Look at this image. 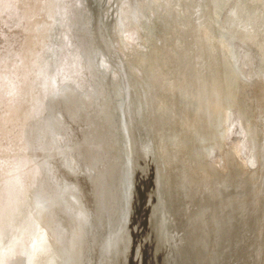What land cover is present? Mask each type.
I'll use <instances>...</instances> for the list:
<instances>
[{"label": "bare ground", "instance_id": "1", "mask_svg": "<svg viewBox=\"0 0 264 264\" xmlns=\"http://www.w3.org/2000/svg\"><path fill=\"white\" fill-rule=\"evenodd\" d=\"M137 1H141V0H137ZM143 1H141V2L143 3ZM179 1L181 2V0H179ZM194 1L195 0H188V1L185 0L186 4L189 5V7H190V4L196 3ZM255 1H257V0H255ZM149 2H147V4ZM198 2H199V6L196 5V7H195L196 12L194 13V17L191 19V17L193 15L191 17H189L191 15V13H190V15L188 16V18H190V20L189 19L186 20V21H189L188 23L186 22L187 23V25H185L186 27L184 28L181 26L180 30L176 31L177 38L181 39L180 40L181 43H180V47L178 49L179 50L178 54L176 56L173 55L170 58L171 60L169 59L168 61L163 62V60H162L163 58L160 59L159 58L160 56L156 57V55L154 53L156 51L155 48L152 51L150 50L148 57H145L143 60L141 59L142 54L138 55L137 58L133 59L132 56L134 55V53H131V51L129 49L127 50V48L123 49V51H125L126 53L129 54V59L132 61L131 63H133V65H132L133 68L129 67V69H132L131 70L132 76H129V87L130 88L128 87V89L130 91L134 92L133 93V100L135 102L134 105L136 106V108H135L136 114L139 118V124L137 126V132L141 133L143 143L147 142V148L146 149L150 154V155H148L149 156L148 159L151 160L152 166H153L154 170L156 171V173H154L155 177H156V180H154L156 191H158V188L160 187V178L158 177V172L156 169V166H158V164H157L158 162H156V160L158 161V159L160 158V155H162L160 162L165 164L166 158L168 157V159L170 160V167L172 168L171 172L167 173L166 178L164 177L165 187L167 186L165 180L168 182H170V181L174 182V180L176 179V176L178 174L180 175L181 170L188 168L187 165L193 166L194 170L198 169L197 171H199V169H202L201 166L198 167L197 164L200 165V162H197V161H201V159L203 161V160H206V158L202 157L203 156L202 152H199L198 148L201 147L202 144L203 145L206 144L205 141L213 140L214 137L217 138V136L219 134L217 131L218 130L217 120H219V118L224 119V118H222V113L224 111H226V108H228V106H229L228 103L230 102V98L232 99V96H234L233 89L231 88V86L229 84L228 87L231 88V91H232L231 95H230L231 97L228 96L229 94H227L228 98L226 96L219 97L218 92H216L217 91L216 87L214 86V79H213L214 76L210 75L211 77L209 76L208 79L207 78L204 79V77H206V75L204 73H203L204 77L202 78L201 83H199V86L196 84L197 86L195 88V86H194L195 84H193L195 78L198 77L199 75L201 77L202 76L201 73L203 70L206 73V69H204V68L207 67L206 66L207 65L206 64V58L208 56L207 52H208L209 48L212 50V45L213 44L215 45L216 57L215 56L214 57L217 58V62L218 61L220 62L221 70L223 71L222 76L224 78H225V76L227 77L226 79H229L230 77L233 78L235 72H237V73L241 72V71L238 72V69L235 68L236 66L233 68L230 65V63L228 62L226 54L229 55L230 47H228L227 45L224 44L223 37H219V38H221V41L219 40V38L217 39L218 35L221 32L220 31L221 29L220 30L218 29L217 24L219 23L218 26L220 28L221 23L223 24L224 22L221 21L222 17H220V19L217 20L218 17L216 18V14L218 15V11H219V13L221 12V15L226 14V12L229 11V10H227V8L231 7L230 9H232L234 11V13H237V15H239L238 10L241 11L243 9L248 8V7L246 8L245 7L246 5L243 4L244 2L248 3V1L247 0H244V1L233 0L232 4L229 6H228L229 0H208V1L207 0H198ZM108 3L105 5L104 8H106ZM133 3L136 4L135 1ZM100 4H101L100 0H84V6H85L84 24H81L80 28L78 29L77 38L79 39L80 44H81V48H82V49H80L81 66H79V68L77 69V71H76L77 73L74 72L73 75H74L75 79L78 80L79 84H81V86H83V88L79 87V90L83 93L82 96L84 97L83 98L84 101L81 102L82 105L77 104V103L76 104L71 103L70 105H68L67 103L62 102L61 100L60 101L59 100H54V101L48 100L47 101V107H48V105H50V107L56 111H57V109L61 108V111L64 112V115H65L64 118H67L69 116L74 117L70 121L71 127L69 128V133H68L69 142L67 141V143H66L67 148H69L71 150L72 134L74 137H78L83 143L84 142L87 143L86 150H85L86 153L84 150H80L78 152L79 158L81 160L80 161L81 165L83 167L89 169L87 171L79 165V167L81 169H83V171L79 172L78 180L81 179V181L84 183V184H82V186L88 191L89 196H88V200H87V204H88L87 208L90 210V214H91V223L90 224H91V232L92 233L89 234V237L86 238V241H84V242H87V243L92 242V239L95 236L94 233L96 231L97 232L100 231V233H99L100 236H102L104 234L103 235L104 238L102 239L103 244H106L105 243V241H106L105 237L110 236L112 238V243L107 242L108 244L106 247H104V251H103V249L101 252H100V250L98 251V255H99V258L101 260V264H129L130 260L129 261L125 260L127 257L126 252H128L127 247H126V245H127L126 243L128 241L127 242L124 241V238L126 239V237L128 236V231H127V234L125 235L122 227L127 223L126 222L127 219L128 220L130 219V213L134 212V208H135L134 199L136 198V193L134 195V190H136V189H135L134 185L137 184L136 173H135L136 163H135V160H133V158L130 157L129 152L126 149V145L124 143L126 141V139L123 137V133H122L124 128L122 126L121 121H120V125L118 122L119 113H118V111H116L114 109V107L111 104L112 99L115 100L116 96L119 98V95L121 93L117 92L118 85H116V84H119V86H121V84L118 81L117 77H115V78L110 77L111 87L113 88V90L111 89L112 92H110L107 89L106 85H103L102 77L106 76L107 73L103 70L104 65L101 64V60L103 58V51L104 52H106V50L109 51V48H108V44H106L105 42H104V46H103L102 33L99 31L98 25L100 22L103 23L101 18H100V15L102 14L101 8H103V6H101ZM226 4H227V7L225 8ZM242 5H245V6H242ZM263 5H261V6L264 7ZM255 6H257V5H255ZM122 7H123V5H122ZM184 7H186V6L184 5ZM191 7L194 8V4ZM191 7H190V9H191ZM262 7H261V9H262ZM180 8H182V7H180ZM122 9H124V10L127 9V12L125 14V16H126L125 18L127 20L126 27H128V28H127V30L125 29L126 32L123 34V35H125L124 39L127 38V40H129V44H131L132 42L130 43V41H131L130 39L132 37V32L134 31V29H136V27L133 26V24H131V20H130V16H129L130 6H128L126 9L125 8H122ZM218 9H220V10H218ZM188 10H189V8H188ZM71 11H72V9H71ZM110 11H111V9H109L108 13H110ZM160 13L161 14L159 16V20H161V21H159V25L161 22L163 23V20L165 18H167L165 16L166 13H163L161 11H160ZM247 13H248V11H247ZM250 13H252V12H250ZM253 13H256V12H253ZM258 13H259V11H258ZM260 15H261V17H260L261 20H259V21H260V24H263L264 23V11ZM260 15H258V16H260ZM146 17H145L144 22H143L146 25V29L142 30V31H144V34H147V30H148L147 27H150V29H151V26H152V25L151 26L148 25V20H146ZM256 17H257V15H256ZM181 18L182 17L179 16V18H177L178 21H181ZM237 18L239 20H241L238 16H237ZM257 18H256V20H258ZM251 19H249V20H251ZM256 20H253V21L256 22ZM250 22L248 24L246 23L247 25H245V24L242 25V23L240 22L241 24L239 26L238 25L239 21L237 23V21L234 20V22H232L233 26H231V25L230 26L232 27V29H233V27L235 28V30L238 34V37L243 35V32L246 34L247 39L244 40L245 41L244 45H245V50H246L245 52H246L247 57L253 55V57L251 59V60H253V64L256 65L260 62L258 67L254 66L252 68L253 73H254V70L256 69V73L258 74V73H260V71L257 70V68H259L260 65L264 69V65L260 61L261 57L263 55V50H262L263 48L261 49L260 45L264 41H261V39H263V36L261 34L260 35L258 34V33H262V32L258 31V33H256V31H254V33H256V34L253 35V39L255 40V42H253L254 40H252L251 33H250V31H253V30H250V29H251V27H252V29L254 27H253V25H249ZM254 22H252L251 24H253ZM120 23H121V20H120ZM171 23H172V25L173 24L176 25V28L179 25V23H176V22H171ZM171 23L166 24L167 29H168V27L171 26ZM194 23L195 24L197 23V27H198L197 29L198 30L197 29L195 30V28L194 29L191 28V26H193ZM256 23H254V24H256ZM124 24H125V22H124ZM182 24H183V22H182ZM188 24H189V26H188ZM260 24H259V26H261ZM161 26H163V24ZM161 26H159L160 27L159 30L162 29ZM263 26H264V24H263ZM173 27H175V26H173ZM166 28H164V30ZM189 28H190V31H189ZM169 30H170V28H169ZM173 30L175 31V29H172V31ZM217 30H219L220 32H218ZM223 30H224V28H223ZM142 31L140 33H142ZM239 31H241V32L239 33ZM262 31L264 32V27H262ZM217 32L219 34H217ZM171 33L168 36H171ZM156 34H157V32H156ZM263 35H264V33H263ZM29 36H31V35H29ZM104 36L107 37L109 39V41H112L111 33L109 32L108 28H106V30L104 31ZM161 36H162V34H161ZM144 37H145V35H144ZM184 39L186 40V42ZM243 39H244V37H243ZM25 40H26V38H25ZM28 41L31 42V40H28ZM125 42H126V40H125ZM221 42H223V43H221ZM215 43H217L218 45ZM129 44H127L125 46L130 47ZM134 44H135V42H134ZM176 46H178V45H176ZM252 46H253V50H252ZM134 52H138V51H134ZM70 53H72V52H70ZM210 53H212V51ZM260 54H261V57H260ZM189 57L192 58L193 64L191 65V67L188 68L186 66V68H185L184 65H185L186 61L189 60ZM209 57H210V55H209ZM154 59L157 60V62L153 66H148V64L150 62H152ZM207 59H210V58H207ZM95 60H98L99 66L95 65ZM232 60H233V58H232ZM211 62L213 63V60ZM142 64H144V65L142 66ZM211 65L213 66V64H211ZM250 66H251V64H250ZM194 67H197V68H194ZM215 67H216V65H215ZM142 68H144V71L146 73L143 76H141L142 74L140 72V69H142ZM202 68H203V70H202ZM210 70H212V68ZM216 70H217V68H216ZM216 70H215V72H216ZM190 71H191V74L188 75L187 73ZM198 71H201V73L200 72L198 73ZM217 71H219V70H217ZM195 72H196V75L194 76ZM215 72H213L212 75H214ZM253 73H252V75H255ZM219 75H220V73H218V76ZM252 75H251V77H252ZM239 76H240V73H239ZM242 78H243V76H242ZM116 79H117V81H116ZM130 79H131V82H130ZM177 79H178V81L176 82ZM217 79H218V77H217ZM217 79H216L215 84L217 83ZM233 79H231V81ZM69 81H74V80L71 77L69 79ZM174 82H176L180 86V88L178 87V90L176 92L170 93V96L166 97L163 94L164 91H162L161 93L156 91L157 90L156 85H159L158 87H160V88L165 87L164 90H168L172 87L171 83L174 85ZM242 83H243V81H240L238 83V85H243ZM244 84H245V82H244ZM7 85H8L7 82L3 81L2 89L4 88V90L6 91V89H8ZM216 85L218 86V84H216ZM249 85H250V83H249ZM223 86L227 87V85H223ZM251 88H253V86ZM244 89H246L245 85H243V90H242L243 92H241V98L243 97L242 102L245 103V107H246L248 105V101H247L249 99L248 96L250 95V98H251V94H250V92L248 93V91L245 93ZM115 90L117 92L116 95L114 93ZM253 91H254V88H253ZM121 92H122V90H121ZM252 94H253V92H252ZM259 97L263 98V100L261 98H259L263 102L264 101V86L261 87L259 90ZM214 101H215V104H219L221 102L220 103L221 105L218 106L219 108L216 107V109H217L216 113L213 111L215 113V115H213L214 116L213 117L212 114H214V113H212V110L210 108V105H208V103L213 104L212 102H214ZM234 101H232V103H234ZM88 102H89V104H88ZM154 103H155L157 109L151 108L152 105H154ZM158 104H161L159 106V108H158ZM83 105H85V106H83ZM176 105H179L181 107V109H179V111H175V113L177 115L176 114L173 115L171 122H169L166 125V127L165 126L163 127V125H164L163 121L164 120L162 119V114H163V112H166V111H163V109L168 108V109H170L169 111L172 112V109ZM135 109H134V111H135ZM158 111H160L161 117H160V113ZM205 114L206 115L209 114L210 116L207 115V117H206ZM263 114H264V112H263ZM47 117H48L47 122H49L50 116H47ZM189 117L191 118V120L189 119ZM158 118H161V126L158 124ZM222 121H223V123H225L224 120H222ZM257 123H258V121H257ZM188 125H190V128L186 132L182 133L183 127H186V129H187ZM191 126H193V127L191 128ZM52 127H54V125H52ZM256 127H257L258 133L262 137L261 148L263 149V152L260 155V159H263V161H264V122L262 124L256 125ZM244 128H246V127H244ZM254 129H253V133H254ZM79 134H80V136H78ZM256 135H257V133H256ZM118 136H119V138H118ZM243 137H244V135H243ZM227 140H229V139H227ZM254 140H256V139H254ZM214 141H212V142H214ZM248 141L249 140H247V142ZM251 141L252 140H250V143H251ZM260 141H261V138H260ZM209 143L211 144V142H208L207 145ZM216 143H218V142H216ZM216 143H215V145H216ZM262 143H263V145H262ZM228 144L231 145L230 143H228ZM246 144H248V143H246ZM255 144H257V142ZM188 146L194 147V149H189ZM161 147H162V149H164L162 154H160ZM210 147H212V146L210 145ZM222 147H223V144H221V146H219V149H222ZM233 147H237V146H233ZM248 148H250V147H247V149ZM212 149H213V147H212ZM241 149H243V148H241ZM154 150H157L158 155L155 154L156 152ZM204 151H206V150H204ZM249 152H251V149ZM253 152H255V154H256V150ZM136 153H137V151H134V154H136ZM56 154H58V153H56ZM154 154H155V157H154ZM209 154H211V153H209ZM247 154L249 156V153H247ZM158 156H159V158H158ZM250 156H253V155H250ZM55 158H56V156H55ZM210 159L212 160L213 158L210 157ZM225 159H226V156H225ZM191 160H194V162L192 163ZM251 160H252V158H251ZM210 161H209V163H210ZM130 162H132L134 164V171H133V167H131V165H130ZM215 162L216 161H214V163ZM253 162H255V161H253ZM65 163H66V161H64L62 164L64 167L66 166ZM31 164L32 163H30V166H32ZM144 164H145V160H144ZM220 164L219 165L217 164V166L220 167ZM100 165H103L101 167V169L103 171H101L100 169L97 171V169ZM107 165H109V167H107ZM223 165L225 166V164H223ZM230 165H233V162L228 163L227 167L229 168ZM256 165H257V163H256ZM33 166L35 168L36 165H33ZM148 166L149 165L147 162L146 167H148ZM205 166H202V167L205 168ZM234 166H235V164H234ZM212 168H213L212 170H214V167H212ZM256 168H257V166H256ZM222 169H223V167H222ZM260 169H261V165L259 166V172H260ZM33 170H35V169H32L31 171H33ZM217 170H219V168ZM217 170H215V171H217ZM200 171H202V170H200ZM38 172H39V170H38ZM86 172H88V175H90V174H93V175H91L90 177H83ZM262 172H263V170H262ZM34 173H36V172H34ZM207 173H208V176L210 177L209 180H211V182L214 183V186H216V189L214 192H212L213 194L212 193L209 194V192H211V191L205 190L207 187L206 188L198 187V188H195V190H194V189H192L194 187V185H193V187L191 186L192 188L188 192L187 195L182 194L183 195V201L185 203L183 205L184 207L179 208V211L177 213L178 219H179L178 224L180 226L179 228L180 229L182 228L179 235L177 237H174L175 233L177 231H174L172 233L171 232L168 233L166 231H162L160 229V226H159V231H160L162 238L164 239V242H165V244L163 243L162 245L165 246V248H163V258H164V261L166 264H168L169 260H171V262H173V264H177L174 261V257L176 256L178 249H179L178 251H180V253H181V258H180L179 264H235L234 259L230 258V256H229V253H230L229 248L231 247V243L228 240V239H230L229 229L231 228L232 225L233 226L236 225V222L238 220H241L244 216H245L244 220H246V219L250 220V216H254V218H255V214H257V213H260L261 215L264 214V211H261L259 208L260 200H261L259 194L264 193V178H262L258 183H256V181L250 183L244 179L243 193L241 196H237L236 194H234L232 192V191L236 190V188H237L236 185H233L231 188H229V186H225L226 187L225 190L221 192L220 188H219L221 185L219 183H220V179H222V178H218L216 181L214 179L215 178L214 175L212 174L213 172L212 173L207 172ZM73 175H74V177H76L77 173H73ZM179 175H178V177H179ZM198 175H200V174H198ZM30 177H31V175H30ZM262 177H264V173H263ZM19 179H20V177H19ZM36 179H37V177H36ZM26 180H27V178H26ZM26 180H25V182H26ZM177 180H178V178H177ZM226 182L228 183V181L225 180V183ZM16 184H15V186H16ZM27 184H30V183H27ZM218 184L220 185L219 187L217 186ZM188 185H190V184H188ZM198 185H200V184L198 183ZM223 185H225V184H223ZM27 186H29V185H27ZM34 187H35V185H34ZM188 189H189V187H188ZM25 190H26V188H25ZM28 190H30V189H28ZM186 190H187V188H186ZM198 190H200V191L198 192ZM61 192H63L62 189H61ZM64 192H65V190H64ZM205 192L209 196V200H211L210 204L212 202L214 204V206H216V212L217 211L219 212V213H217V215L215 213V225H214L215 227H213V228L211 227V224L208 223V222H210V215H211V213H208L209 208L206 210V209H202L199 206L201 204H204V200H206L205 195H204ZM216 193H218V195ZM231 194H233V196H231ZM92 195H94V196H92ZM238 195H239V193H238ZM64 196H66V197H64L65 198L64 200H66V201L72 200L71 199L72 197L69 194H66ZM157 196H158V194H157V192H155V198L156 199H155L154 207H153V202L151 204L149 202V204L151 206V217L154 216L152 214L153 213L152 207H153L154 212H155V210L158 209V197ZM100 197L104 201H101ZM61 199H63V198H61ZM115 201L117 202L116 207L112 208V204ZM180 201H182V200H180ZM220 201H221V205L223 206V209H222L221 205H218ZM206 204H207V200H206ZM204 207H205V205H204ZM262 207H263V205H262ZM263 210H264V207H263ZM129 211H131V212L129 213ZM149 215H150V209H149ZM149 215H148V217H147L148 219H146V221L149 220ZM14 216L15 215H13L12 217L10 216L9 219L11 220ZM45 216H46V214H40L39 221L42 222V221L46 220L47 218H49V217H45ZM34 217L36 218V216H34ZM34 217H33V219H34ZM99 217L105 218L103 225H99ZM258 218H260V216ZM183 219H184V221H183ZM185 219H186V221H185ZM188 219H190V220H188ZM140 220H141V218H140ZM33 221H34L33 224L38 223L37 219L33 220ZM72 221H73V219H72ZM12 223H13V221L11 222V224ZM73 223H75V231L77 232L81 226V223H82L81 217H78L77 221H75ZM141 224H142V228L140 227V230H139L140 233L138 236L139 243H137V244H139V247H137V249H139V251H140L139 257L144 258L145 257L144 255L147 253V257H146L147 262H143V259L141 261L139 259V257L136 256V253H133L130 257L135 259L134 262H137L138 264H140V263L141 264H143V263L148 264V261L150 259L149 258L150 253H152L151 259L154 260V256H155L156 252H154L155 248L153 247V243L150 242L149 237H148L151 230H148V227L147 228L145 227V229H144L143 219L141 221ZM160 225H161V223H160ZM174 227L175 226H172V228H171L172 231H173ZM214 228H215L216 232H215ZM243 228L245 229V227H243ZM135 229H136V231L134 232V236L137 233L138 228L135 227ZM163 229H165V228H163ZM156 232H157V230H156ZM156 232H155V227H154V231L151 232V234L155 236ZM113 233L115 236L111 235ZM243 234L245 236L247 235L244 231H243ZM73 235H75V236H73ZM76 236H77L76 234H72V236L68 237V239L70 240L69 241L70 242V245H69L70 248L73 245V239L74 240L78 239ZM34 237L36 238L37 242L38 241L40 242L39 244L41 245V242H42L41 239H44L45 235L40 233V232H37V230H35ZM202 238L204 239L203 243L211 241L213 244V246L208 251H204V249L201 248ZM175 239H179V241H178L179 243L176 242L177 247L174 249L173 248V241ZM193 242H194V245H193L192 249H185V247H187V243L191 244ZM55 243H56V246L53 243V245H54L53 247L56 248L55 250L57 251V253H59L58 257H61L62 253H64V251L67 252L69 250V247H65L66 243H64V244L62 243L61 245L60 244L58 245V242H55ZM185 243H186V245H185ZM18 244H20V246H21L20 242H18L16 245H18ZM78 244H80V242H78ZM78 244L76 243V247H75L76 250L74 249V251H72L74 253L73 255H74L75 259L77 257L79 258L81 256V254L83 253L82 246L79 247ZM23 245L26 249L28 248L27 242H24ZM148 245H149V247H148ZM40 247L43 248V247H46V245L42 244ZM14 248H16V247H14ZM21 248L22 247H20V252H18V254L21 255V252H22L21 256H23V259L25 260L26 259L25 257H28V256H27L26 250L23 251V249L21 250ZM29 248H31L30 252L34 253L32 250H34L35 247L30 246ZM105 249H107V250H105ZM250 250L251 249L248 247V249L246 251V256H245L246 259L249 258L248 254H250ZM120 254H121V258H122L121 261H120ZM129 254H130V251H129ZM261 255L263 256L261 250L258 253V255L256 253V259L258 258L259 262H260ZM185 256H186V258H185ZM241 257L242 258L244 257V255H242V252H241ZM127 259H129V258L127 257ZM252 259H254V255H253ZM12 260L13 259H11V260L8 259V261H6V264H18L19 260H17V259H15L13 261ZM248 260H250V258ZM248 260H246V262ZM21 261H22V257H21Z\"/></svg>", "mask_w": 264, "mask_h": 264}, {"label": "rangeland", "instance_id": "2", "mask_svg": "<svg viewBox=\"0 0 264 264\" xmlns=\"http://www.w3.org/2000/svg\"><path fill=\"white\" fill-rule=\"evenodd\" d=\"M21 1L24 2V4H26L28 2H33L36 0H21ZM21 1L20 0H0V21L2 24L1 25L2 30H0V34L2 35V38L0 39V41L2 43L0 45V256L2 257V259L4 257L8 258V255L15 256L18 252H20V247H21L20 244H18V245L14 244V247H16L17 249L16 248L13 249L12 246H8L9 244H6V238H4V237H5V235L11 236V233L7 234L9 232V228L7 229V226L9 225V222H10L9 216H12V214H13V213L12 214L10 213V215H9L8 213L11 211V209H13L15 204H23L26 201L25 198H26L28 192H30V191H31L30 193L35 192V191L37 192V186L40 187V190L42 191V189L44 187V186H40V183L42 185V180H43V173H42V167L43 166L42 165L53 163L54 159L56 160L58 158V156H60L61 154L63 156V154L67 150V147H66L67 144L66 143L68 141V131L65 133L59 132L57 135H55L54 136L55 139L53 138L54 143L51 146H49V144H47V143H44L43 136L41 133V129L39 131V128H41L42 122H43L42 113H44V108L42 107L41 100L42 99L43 100H45V99L49 100V99H52L54 97H58V96H60L59 95L60 91L68 93L72 90L71 88H68L67 86H62V83L65 79H68L71 77L72 72L75 69V62L78 63V55L75 54L76 48H74L75 46H74V40H73V37H74L73 34L75 33V30L77 29V27H75L76 21L74 19V13H76V12L81 13V11H79V10L84 9L82 6L83 0H38L40 4H43V6H40V4L38 3V7H36L35 9H33L32 11L29 12L30 15L28 14L27 17L26 16L22 17L21 5L19 6ZM242 1H244V0H242ZM247 1H248V3L247 2L243 3L246 6L245 5H242V6H245L246 8L247 7L248 8L243 9L241 11L238 10V13L240 16L237 15V13H234V11L232 9H230L231 7L227 8V10H229V11L226 12V14L221 15V12L219 13V11H218V15L216 14V18L218 17L217 20H219L220 17H222L221 21L224 22L223 24L221 23L220 28L218 26L219 23L217 22L218 23L217 24L218 29L219 30L221 29L220 30L221 32L219 30H217L218 32H220V34L217 32V34H219L217 39L219 37H223L224 44L227 45L228 47H230V49H229V55L230 56L228 54H226L227 55L226 57L228 59V62L230 63V65L233 68L236 66L235 68L238 69V72L241 71V72H239L240 76H239V73H237V72H235V74H234V77H233L234 79L230 77L229 78L230 80H229V79H226L227 78L226 76H225V78L222 76L223 71L221 70L220 62L219 61L217 62V58H215L216 57V51H215V45L213 44L212 50L209 48V50L207 52L208 53L207 58H210V59L206 58V64H207L206 66L207 67L204 68V69H206V73L203 70V68H202V70H203L202 73H201V71H198V73L200 72L202 76L200 77V75H199L198 77L195 78L194 83H193V84H195L194 85L195 88L197 85L199 86V83H201L202 78L204 77V74H205L206 77H204V79L205 78L208 79L210 75L214 76L213 77L214 86L216 87V90H217L216 92H218L219 97L226 96L228 98V96H230L231 92H232L231 88H229L228 86L230 84V86L232 87L233 82H234V84L236 86H238V88L240 89L239 91H242L243 85H245V87L247 89V90L244 89L245 93L247 91H248V93L250 92L251 97L255 93V95L258 94V98H260L259 97V90L261 87L264 86V69L260 65L259 68H257V70H259L260 73L257 74L256 69L254 70V73H253L252 68L254 66L258 67L260 62L255 65V64H253V60H251L253 55L247 57L246 52H245L246 51L245 45H244L245 44L244 40L247 39L246 34L243 32V35L238 37V34H237L235 28L233 27V29H232V27H231V26H233L232 22H234V20L237 21V23L239 21V24H238L239 26L241 23H242V25H244V24L247 25L251 21L249 25H253V27L255 28V29L254 28L252 29V27H251V29H250V30H253V31H250L252 40H254L253 35L258 33V31H259L262 33H258V34L259 35L261 34L263 36V39H261V41H264V35H263L264 32L262 31V27H264L263 26L264 23L260 24V21H259V20H261L260 14L264 11V7L261 6L264 4V0H257L258 2L255 0H251V1L247 0ZM194 2H196V3H193L194 8L191 7V6H193V4H190V7H191V9H190L189 5L186 4L185 0H181V2L179 0H177V1L176 0H150L148 5L151 6L150 9L152 12H150L151 13L150 17L149 16L146 17V20H148V25H150V26L152 25L151 29H150V27H147L148 28L147 34H144V31H142L143 34H141V36H139V33H137V32H136V34H135V32H132L134 34L132 35V37L130 39L131 40L130 43L132 42L131 44H129V40H127V38L124 39L125 35H123L126 32L125 26L127 23V20L125 18L126 17L125 14L127 12V9L125 7L126 3L124 2V0H121L118 4L115 3V0H103V6L105 7V5L108 3L107 6L109 9H111V7H113V9H111V12H115L116 15L119 17V19L121 20V28H122V31L120 33L121 34L120 35L121 44H122L123 49L127 47V50L129 49L131 51V53H134V55L132 56L133 59L137 58L138 55L142 54L141 59L143 60L145 57H148L150 50L152 51L155 48L156 51L154 53H155L156 57L160 56L159 58L160 59L163 58L162 59L163 62L164 61L166 62L173 55L176 56L179 52L178 49L180 47V43H181L180 40L181 39L177 38L176 31L180 30L181 26L184 28L186 27L185 25H187V23L189 22L186 20H188V19L190 20V18H188L190 13H191V15L189 17H191L192 15L193 16L191 17V19L194 17V13L196 12L195 7H196V5L199 6L198 0H195ZM232 2H233V0H229L228 6L231 5ZM3 4H4V6H3ZM122 5H123V7H122ZM184 5L186 7H184ZM255 5H257V6H255ZM260 6L262 7L263 10L261 9ZM180 7H182V8H180ZM226 7H227V4H226L225 8ZM12 8H14V10ZM122 8H125L126 10H124ZM188 8H189V10H188ZM71 9H72V11H71ZM218 10H220V9H218ZM160 11L163 13H166L165 16L167 18H165L163 20V23L161 22L159 25V21H161V20H159V16L161 14ZM247 11H248V13H247ZM258 11H259V13H258ZM82 12H84V11H82ZM250 12H252V13H250ZM253 12H256V13H253ZM256 15L258 18L256 17ZM258 15H260V16H258ZM20 16H21V21L19 20ZM82 16H83V14H82ZM179 16L182 17L181 21H178V19H177V18H179ZM237 16L241 20H239L237 18ZM38 18H41V20H38ZM256 18L258 20H256ZM249 19H251V20H249ZM253 20H256V22L258 24L256 22H254ZM27 21H28V24H27ZM39 22H41V23H39ZM83 22H84V19H83ZM124 22H125V24H124ZM171 22L179 23V25L176 28V25H174V24L172 25ZM182 22H183V24H182ZM252 22H254L256 24H254V23L251 24ZM37 23L39 25H37ZM170 23H171V26L169 25L170 27H168V29H167L166 24H170ZM21 24L25 25L23 27V29H24V32H26L25 35H27L25 37L26 40H31V36H29V35H31L33 31H37V30L40 31L36 34L37 39L34 41V43L37 44V46H38L37 48L33 47V46L31 48H26V47H28V45L27 46L25 45L23 47V50H21L20 44H22V42H23L22 40L24 38H22V40H21V38H19L17 36V31H19V29H21ZM162 24H163V26H161ZM259 24L261 26H259ZM35 25H37L38 28L35 27ZM159 26L162 27V29H160L161 31L159 30V28H160ZM173 26H175V27H173ZM188 26H189V24H188ZM164 28H166V29L164 30ZM169 28H170V30H169ZM191 28L192 29L195 28V30H196L198 28L197 23L196 24L194 23V25L191 26ZM223 28H224V30H223ZM172 29H175V31L174 30L172 31ZM135 30H137V29H134V31ZM189 31H190V28H189ZM254 31H256V33H254ZM156 32H157V34H156ZM240 32L241 31H239V33ZM170 33H171V36H168V35H170ZM161 34H162V36H161ZM144 35H145V37H144ZM243 37H244V39H243ZM33 38H34V36H33ZM125 40H126V42H125ZM219 40L221 41V38H219ZM32 41H33V39H32ZM134 42L136 45L134 44ZM185 42H186V40H185ZM253 42H255V40ZM221 43H223V42H221ZM127 44H129L130 47L125 46ZM215 44H217V43H215ZM176 45H178V46H176ZM261 45H262V47H261V49H262L264 42L261 43ZM113 46H115L114 49L116 51H118L120 56H124V54H125V56H129L128 53H126V52L123 53V50L120 49L119 45L116 46V43H114ZM253 46H252V50H253ZM262 50H263V55H262L263 58L261 57V54H260V57H261L260 61L264 65V49H262ZM134 51H138V52H134ZM209 51L210 52L212 51V53H210ZM70 52H72V53H70ZM74 54H75V56H74ZM209 55H210V57H209ZM232 58H233V60H232ZM190 59H191V57H190ZM212 60H213V63L211 62ZM156 62H157V60L154 59L152 62H150L148 64V66H153ZM210 63L213 64V66ZM250 64H251V66L252 65L253 66L251 67ZM143 65L144 64H142V66ZM215 65H216V67H215ZM211 68H212V70H210ZM216 68L220 72L217 71ZM141 70L144 71L143 68L140 69V72H141ZM215 70H216V72H215ZM213 72H215L214 75H212ZM218 73H220L221 76L220 75L218 76ZM252 73L255 75H252ZM111 74L113 75L114 72H112ZM145 74L146 73L144 71L143 75H145ZM187 74L190 75L191 71L188 72ZM195 75H196V72H195L194 76ZM251 75L254 79L251 77ZM242 76H243V78H242ZM217 77H218V79H217ZM216 79H217L216 84H218V86L215 84ZM231 79H233V80L231 81ZM3 81L8 82V85L10 83V87L8 86V89L6 91L4 90V88L2 89ZM177 81H178V79L176 80V82ZM240 81H243V83H242L243 85H238V83ZM176 82H174V85L171 83L172 87L168 90H164L165 87L160 88V87H158L159 85H156V87H157L156 91L159 93L164 91L163 94L166 97H168V96H170V93H174L178 90V87L180 88V86ZM244 82H245V84H244ZM249 83H250V85H249ZM222 84L227 85V87L223 86ZM63 85H65V84H63ZM252 86L254 88V91H253V88H251ZM80 88H83V86ZM252 92H253V94H252ZM227 94H229V95L227 96ZM18 95H21L22 98H19ZM234 98H235V96H232V99L230 98V102L228 103L229 104L228 108H226V111H224L222 113V118H225V120L228 119L229 121L227 120L226 121L227 123H223L222 120H224V119L219 118V120H217V125H218L217 131L219 133L217 138L214 137L213 140L205 141L206 144H204V145L202 144V146L198 148V151L202 152V155H203L202 157L206 158V160L202 161V159H201V161H197V162H200V165L197 164L198 167L201 166L202 169H199V171H197L198 169L194 170L193 166L187 165L188 168L181 170L180 175L178 174L179 177L177 175L176 179L174 180V182L177 183L176 190L174 189L173 185L170 184L169 189L166 186L164 189V192L162 194L161 187H159L158 188V194L161 197H159V195L157 196L158 197V209L155 210V212H154V210H153L154 206L152 207V212H153L152 214L154 215L153 217H151V212L149 215V210L146 211L145 216L138 215L137 220H139L140 225L137 227L138 229H137V233L135 234V236H134V232L136 231V229L131 224L134 216H132L133 212L129 211V213L131 212L130 213V219L129 220L127 219V221H126L127 223L129 222L128 230H127L128 236L126 237L127 240L124 238V241H126V242L128 241L126 243L127 244L126 247L128 250V252H126V254H127L126 256L129 259H127V257H126L125 260L126 261L130 260L129 264H138L137 262H134L135 259H133L130 256L133 253H136V256H138V257L140 255V251H139V249H137V247H139V244H137V243H139L138 236L140 233V231H139L140 227L142 228V224H141L142 219H143L144 229H145V227L146 228L148 227V230H151L148 237H149L150 242L153 243V247L155 248L154 252H156V254L154 256V260L151 259L152 253H150V256H149L150 259L148 261V264H166L164 261V258H163V248H165V246H163L162 244L164 243V239L162 238V235L159 231V226H160V229L162 231H166L168 233H170V232L172 233L174 231H177L175 233V236H174V237H177L179 235L180 231L182 230V228L181 229L179 228L180 226L178 224L179 219H178L177 213L179 211V208L184 207L183 205L185 202L183 201V195L184 194L187 195L188 192L193 187V185H194V187L192 189H194V190H195V188H198V187H204V188L207 187L206 190L211 191V192H209V194L212 193V187L214 186V184L211 182V180H209L210 177L208 176L207 172H209V173L213 172L212 174L214 175V177H215L214 179L216 181L218 178H222V179H220V182L221 181L224 182L223 184H225V185H222L223 187L228 186L227 185L228 183L227 182L225 183V180L226 181H228V180H227V177L224 178V174L229 173L230 169L227 167V164L230 162H234V158H232V156H234V153L236 155H238L241 162L244 161V166H247V165L252 166L251 169H253V170L248 171V174L245 178V180H247V182L251 183V182L256 181V183H258L262 179L261 174L263 175V173H264V166H261V169L259 172V166L260 165L258 162V160H260L261 150L263 152V149L261 148L262 137L258 133L256 125L262 124L264 122V114H263V112H264V101L261 102V100H260L261 107H260V109L256 108L257 113H255V115L257 114L258 123L254 125V122H252L251 117L249 115V112H247L248 109L246 110L247 106L245 107L242 104H240V106L238 105L239 107L237 106L235 108L234 113L231 111V114L228 115L229 114L228 111L230 108H232V105L236 106L237 102L234 101ZM242 98L240 97L241 101H243ZM248 98L249 99L247 101L249 102L250 95L248 96ZM261 99L263 100V98H261ZM232 101H234V103H232ZM212 103L214 105L209 104V103H208V105H210L212 113H214L217 111L216 107L219 108L218 106L221 105L220 104L221 102L219 104H215V101ZM160 105L161 104H158V108ZM151 108L157 109L155 103H154V105H152ZM179 109H181V107L179 105H176L172 109V112L169 111L170 109H168V108L163 109V111H166V112H163V114H162V119L164 120L163 121V124H164L163 127L164 126L166 127V125L169 122H171V120L173 118L172 116L176 114L175 111H179ZM158 112L160 113V111H158ZM212 116H213V114H212ZM160 117H161V113H160ZM229 123H231V126H230L231 138H229V136L226 135V133H227L226 128H227ZM158 124L161 126V118H158ZM244 127H246V128H244ZM252 128L254 129L255 135L257 133L256 137L258 139L255 138L257 141L254 140L255 143L257 142V146H259V147H257V149H253L252 141L254 138L250 139V137H249V139H248L245 137V135L247 134L246 132H249V131L253 132ZM242 129H244V130H242ZM68 130H69V128H68ZM239 132H240V136H239L240 139H238V140L233 139V138L238 136ZM38 133L40 134L39 135L40 136L39 137L40 142H37V141L34 142L32 136L33 135L37 136ZM243 135L245 138L243 137ZM260 138H261V141H260ZM227 139H229V140H227ZM247 140H249V141L247 142ZM250 140H252L251 143H250ZM212 141H214V142H212ZM208 142H211V144L209 143L207 145ZM216 142H218V143H216ZM215 143H216V145H215ZM228 143H230L231 145H229ZM246 143H248V144H246ZM221 144H223V147H222V149H219V146H221ZM210 145L213 147V149H212V147H210ZM262 145H263V143H262ZM233 146H237V147H233ZM247 147H250V148L247 149ZM188 148L194 149V147H191V146H188ZM241 148H243V149H241ZM38 149L40 150V153L37 151ZM250 149H251L252 153L249 152ZM204 150H206V151H204ZM255 150H256V154H255V152H253ZM56 153H58V154H56ZM209 153H211V154H209ZM247 153H249V156ZM44 154H45V157H44ZM250 155H253V156H250ZM55 156H56V158H55ZM225 156H226V159H225ZM210 157L213 159L211 160ZM250 157L252 158V160ZM209 161L212 165L209 163ZM214 161H216L215 162L216 164L214 163ZM253 161H255V162H253ZM70 162H71L72 167H73V165L75 166V164L72 161H70ZM191 162L193 163L194 160H191ZM30 163H32L31 164L32 166H30ZM235 163H237V162H235ZM256 163H257V165H256ZM217 164L218 165L220 164V167L217 166ZM223 164H225V166ZM242 164H243V162H242ZM33 165H36L35 168ZM202 166H205V168ZM256 166H257V168H256ZM212 167H214V170H212L213 169ZM222 167H223V169H222ZM234 167L236 168V166H234ZM239 167H241V163L239 164ZM218 168H219V170H217ZM32 169H35V170L31 171ZM76 169L77 168H75L74 170H76ZM38 170H39V172H38ZM200 170H202V171H200ZM215 170H217L218 172ZM262 170H263V172H262ZM34 172H36V173H34ZM198 174H200V175H198ZM30 175H31V177H30ZM19 177H20V179H19ZM36 177H37V179H36ZM38 177L40 179H38ZM26 178H27V180H26ZM177 178H178V180H177ZM25 180H26V182H25ZM27 183H30V184H27ZM198 183L200 185H198ZM15 184H16V186H15ZM188 184H190V185H188ZM27 185H29L30 187ZM34 185H35V187H34ZM136 186H137V184H136ZM134 187H135V185H134ZM188 187H189V189H188ZM25 188H26V190H25ZM186 188H187V190H186ZM28 189H30V190H28ZM135 189H136V187H135ZM199 191L200 190H198V192ZM180 200H182V201H180ZM159 201H160V204H159ZM210 201L211 200H208L207 204H206V200H204V204H201L199 206L202 209L207 210L209 208L208 204H210ZM47 203H49L48 200L43 201L42 204L48 205ZM204 205H205V207H204ZM15 210L17 212L18 208L15 207ZM148 215H149V220L146 221V219H148L147 218ZM140 218H141V220H140ZM160 223H161V225H160ZM172 226H175L173 231L171 230ZM154 227H155V232L157 230L155 236L151 234V232L154 231ZM122 228H124V226ZM163 228H165V229H163ZM20 232L22 234L24 231L22 232V230H20ZM12 237H15V235H12ZM255 243H257L256 237H255ZM148 247H149V245H148ZM11 248H12V250H9ZM257 248H258L257 252H255V254L253 252V254L251 255V259H252L253 255L256 257V253L258 255V253L260 252V250H261V249H259L260 247H257ZM129 251H130V254H129ZM249 255L250 254H248V257H249ZM144 256H145L144 258L139 257V259L141 261L143 259V262H147V260H146L147 253ZM85 259L86 258L84 256L83 261H85ZM143 264H146V263H143ZM168 264H173V262H171V260H169Z\"/></svg>", "mask_w": 264, "mask_h": 264}, {"label": "water", "instance_id": "3", "mask_svg": "<svg viewBox=\"0 0 264 264\" xmlns=\"http://www.w3.org/2000/svg\"><path fill=\"white\" fill-rule=\"evenodd\" d=\"M100 1H101L100 5L103 6V0H100ZM120 1L121 0H115V3L118 4ZM134 1L136 4L133 3ZM141 1H143V0H141ZM141 1L124 0V2L126 3V8L128 6H130L129 16H130L131 24H133V26H135L137 29L133 32H135V34H136V32L139 33V36H141V34H143L140 32L142 30L146 29V25L143 23L145 17L146 16L150 17V14H151L150 12H152L150 9L151 6L147 4V2H149L150 0H144L143 3ZM38 3H39L38 0L33 1V2H28L26 4H24V2L21 1L19 6L21 5L22 17H24V16L27 17L30 11H32L33 9L38 7ZM3 6H4V4H3ZM40 6H43V4H40ZM82 6L84 9L79 10V11H81V13L80 12L74 13V19L76 21L75 27H77V29L75 30L73 40H74V46H75L74 48H76L75 54L78 55V63L75 62V69L73 70L72 75H71V77L73 78L74 81H69V79L71 78L70 77L68 79H65L62 83V86H67L68 88H71L72 90L71 91L69 90L70 92H68V93L60 91L59 92L60 96L49 99L51 101H54V100L60 101L61 100L62 102L67 103L68 105H70L71 103L72 104H76V103L81 104V102L84 101V99H83L84 97L82 96L83 93L79 90V87H82V86H81V84H79L78 80L75 79V77L73 75L74 72L77 71L79 66H81L80 49H82V48H81L80 41L77 38V35H78V29L80 28V25L84 24V22L82 21L84 19V12H82V11L85 10L84 0H83ZM12 9L14 10V8H12ZM101 9H102V14L100 15V18H101L103 23H101L99 21L100 22L98 25L99 31L102 33L103 46H104V42H105L106 44H108V48H109V51H107L105 49L107 53L103 51V58L101 60V64L104 65L103 70L107 73V75L102 77V79H103V85H106L107 89L110 92H112L111 89L113 90V88L111 87L110 77H112V78L117 77L118 81L121 84V86H119V84H116V85H118L117 92H120L121 94L119 95V98L116 96L115 100L112 99L111 104L114 107V109L116 111H118V113H119L118 122L120 125V121H121L122 126L124 128L122 133H123V137L126 139V141L124 142L126 145V149L129 152L130 157L133 158V160H135V163H136L135 173H136V179H137V186L135 184L136 190H134V195L136 193V198L134 199L135 208H134V212L132 215V216H134V218L132 219L133 221L131 224H132V226L137 228L140 225L139 220H137L138 215L145 216L146 211H148L149 209L151 210L150 204L153 202V206L155 205V199H156L155 198V192H157V194H158V191H156L155 182H154V180H156V177L154 174V173H156V171L154 170V168L152 166L151 160L148 159V157H149L148 155H150V154L146 149L147 148V142L143 143L141 133L137 132V126L139 124V118L136 114V109H135L136 106L134 105L135 102L133 100V93L134 92L130 91L128 89V87H129V76H132L131 75L132 69H129V67H132L133 63H131L132 61L129 59V56H125V54H124V56H120L118 51H116L114 49L115 46H113V44L116 43V46L119 45L120 49L123 50V47L121 44V39H120V35H121L120 33L122 31L120 19L116 15L115 12L110 11V13H108V11H109L108 6L106 8H104V6H103V8H101ZM82 14H83V16H82ZM19 20L21 21V16L19 17ZM38 20H41V18H38ZM39 23H41V22H39ZM27 24H28V21H27ZM1 25L2 24L0 21V30H2ZM37 25H39V24L37 23ZM37 25H35V27L38 28ZM24 26L25 25L21 24V29H19V31H17V36L19 38H21V40H22V38L26 37V35H25L26 32H24V29H23ZM106 28H108L109 32L111 33L112 41H109V39L104 36V31L106 30ZM127 28L128 27H126V30H127ZM38 32H40V31L37 30V31L32 32L31 42H29L28 40H25V38L22 40L23 42H22V44H20L21 50H23V47L25 45L26 46L28 45V47H26V48H31L32 46L36 47V48L38 47L37 44L34 43V41L37 39L36 34ZM133 34L134 33H132V35ZM33 36H34V38H33ZM1 38H2V35L0 34V39ZM32 39H33V41H32ZM1 44L2 43L0 41V45ZM261 46L262 45H260V48H261ZM263 49H264V45H263ZM124 52L125 51H123V53ZM75 54H74V56H75ZM186 62L187 63L184 65L185 68H186V66L189 68L193 64L192 58L190 59V57H189V60ZM95 65L99 66L98 60H95ZM194 68H197V67H194ZM143 70H144V68H143ZM112 72H114L113 75L111 74ZM142 72L144 73V71L141 70V74H142L141 76H143ZM117 79H116V81H117ZM4 82H6V81H4ZM130 82H131V79H130ZM7 84H8V82H7ZM63 84H65V85H63ZM7 86L10 87V83ZM231 88L233 89V93L235 96L234 100L237 103H236V106L232 105V108H230L231 110L229 109V111H228L229 115L231 114V111L234 113V110L238 105L240 106V104H242L243 106H245V103L242 102L241 100H239L241 97V92H243V91H239L240 89L238 88V86H236L234 84V82H233V85ZM121 90L123 93L121 92ZM117 92H116V90L114 91L115 95L117 94ZM18 97L22 98L21 95H18ZM260 100L261 99L258 98V94L255 95V93H254V95L250 98L248 105L246 107V110L248 109L249 115L251 117L252 122L254 121V124H257V121H258L257 115H255V113H256V108L260 109V107H261ZM47 101H48L47 99L41 100L42 107L44 108V113H42L43 122H42L41 128H39V131L41 129V133L43 136L44 143H47V144H49V146H51L54 143V140H53L54 136L57 135L59 132L65 133L68 131V133H69L68 128L71 127L70 121L74 117L69 116L67 118H64L65 115H64V112L61 111V108L57 109V111H56L53 108H51L50 105H48V107H47ZM88 104H89V102H88ZM83 106H85V105H83ZM134 109H135V111H134ZM213 115H215V114H213ZM47 116H50L49 122H47V118H48ZM189 119L191 120L190 117H189ZM227 120H225V118H224L225 123H227L226 122ZM52 125H54V127H52ZM230 126H231V123H229L227 128H226L227 129L226 135L229 136V138H231ZM192 127L193 126H191V128ZM189 128H190V125H188L187 129H186V127H183L182 133L186 132ZM39 135L40 134L38 133L37 136L36 135L32 136L34 142H36V141L40 142V138H39L40 136ZM78 136H80V134ZM239 136H240V132L238 133V136L233 138V139L238 140V139H240ZM245 137L246 138L250 137V139L251 138L255 139L256 135L252 131H249L245 135ZM118 138H119V136H118ZM254 139L252 141L253 149H257V147H259V146H257V144H255ZM71 141H72L71 150L69 148H67V150L63 154V156H62V154L60 155V158L58 156V159L54 160L53 163L42 165L43 166L42 167V173H43L42 185L40 183V186H44L42 191L40 190V187L37 186V192L36 191L32 192V193L28 192V194L25 198L26 201L23 204H15L13 209H11V211L8 213L9 215H10V213L11 214L13 213L12 216L13 215H15V216L10 220L9 225L7 226V229L9 228V232L7 234L11 233V236L5 235L4 238H6V244H9L8 246H12L13 249H15L14 244H17L18 242H20L21 247H22L21 250L22 249H23V251L26 250L28 257H25L26 259L24 260L23 256H21L22 252H21V255H19L17 253L15 256L8 255V258L4 257L3 259L0 256V264H6V261H8V259L9 260L17 259V260H19L18 264H101V260H100L99 255H98V251L100 250V252H101L102 249L104 251V247H106L108 244L107 242L112 243V238L110 236L105 237L106 238V241H105L106 244H103L102 239L104 238L103 237L104 234L102 236H100V234H99L100 231H98V232L96 231L94 233L95 236L92 239V242H90V243L84 242V241H86V238L89 237V234L92 233L91 232V224H90L91 223V214H90V210L87 208L88 207L87 200H88V196H89L88 191L82 186V184H84V183L81 181V179L78 180L79 172L83 171V169H81L79 167V165L87 171L89 169L85 168L81 165V162H80L81 160L79 158L78 152L80 150L85 151L87 143L86 142L83 143L78 137H74L73 134H72ZM68 142H69V135H68ZM37 151L40 153L39 149ZM134 151H137V153L134 154ZM154 151L156 152L155 154L158 155L157 150H154ZM163 151H164V149H162V147H161L160 154H162ZM85 153H86V151H85ZM261 153H262V150H261ZM155 154H154V157H155ZM44 157H45V154H44ZM158 158H159V156H158ZM161 158H162V155H160V158L158 159V161L156 160V162H158L157 163L158 166H156V169L158 172V177L160 178V187H161V192L163 194L164 189H165L164 177L166 178L167 173H170L172 168L170 167V160L168 159V157L166 158L165 164L160 162ZM232 158H234L233 165L229 166V169H230L229 173H225L224 177H227V180H228L227 185L229 186V188H231L233 185H236L238 187L236 190H234L232 192L234 194H236L237 196H241L243 193V189H244L243 188L244 179L246 178L248 171L252 170L251 169L252 166H250V165L244 166V161H242L243 162V164H242L240 158L235 153H234V156H232ZM144 160H145V164H144ZM64 161H66L65 167L62 165ZM70 161H72L75 164V166L73 165V167H72ZM147 162L149 165L148 167H146ZM235 162H237V163H235ZM258 162H259V165L264 166L263 159L258 160ZM240 163H241V167H239ZM234 164H235L236 168L234 167ZM130 165H131V167H133V171H134V164L132 162H130ZM102 166L103 165H100L98 167L97 171L99 169L101 171H103L101 169ZM107 167H109V165H107ZM75 168H77V169L74 170ZM73 173H77L76 177H74ZM91 175H93V174L88 175V172H86L83 177H90ZM261 176H262V174H261ZM262 178H264V177H262ZM38 179H40V178L38 177ZM165 182H166L168 189H169V184L171 183L173 185L174 189L176 190V187H177L176 182H173V181L168 182L166 180H165ZM223 183L224 182L221 181L220 182L221 186L219 184L217 185L218 187L220 186L219 188H220L221 192L224 191L226 188V187H222ZM61 189L63 190V192H61ZM215 189H216V186H213L212 192H214ZM64 190H65V192H64ZM238 193H239V195H238ZM63 194L64 195L69 194L72 197L71 198L72 200L71 201L64 200L65 199L64 197H66V196H64ZM216 194L218 195V193H216ZM204 195H205L206 200L208 201L209 196L207 195L206 192L204 193ZM259 195H260V199H261L259 208L261 211H264L263 210L264 193L259 194ZM92 196H94V195H92ZM231 196H233V194H231ZM159 197H161V196L159 195ZM61 198H63V199H61ZM46 200L49 201V203H47L48 205L42 204L43 201H46ZM100 200L104 201L101 197H100ZM149 202H150V204H149ZM116 203L117 202L115 201L112 204V208L116 207ZM159 204H160V201H159ZM208 205H209L208 213H211L210 222H208V223L211 224V227L213 228V227H215L214 226L215 225V213L217 215V213H219V212L218 211L216 212V206H214V204L212 202H211V204H208ZM218 205H221V201L219 202ZM262 205H263V207H262ZM15 207L18 208L17 212L15 210ZM222 209H223V206H222ZM40 214H46L45 217H49V218L40 222L39 221ZM34 216H36V218ZM259 216H260V218H258ZM33 217H34V219H33ZM78 217H81L82 223H81L79 230L76 232L75 231V223H73V222L77 221ZM244 218H245V216L241 220H238L237 221L238 223L236 222V225H234V226L232 225L231 228L229 229L230 239H228V240L231 243V247L229 248V250H230L229 256H230V258L234 259L235 264H264V219H263L264 214L261 215L260 213H257V214H255V218H254V216H250V220L249 219L244 220ZM36 219L38 220V223L33 224V222H34L33 220H36ZM72 219H73V221H72ZM188 220H190V219H188ZM12 221H13V223L11 224ZM104 221H105L104 217H99V225H103ZM183 221H184V219H183ZM185 221H186V219H185ZM128 224H129V222L126 225H124V228H123L125 235L127 234ZM243 227H245V229ZM20 230H22V232L23 231L24 232L21 234ZM35 230H37V232H40V233L45 235V238L41 239V241H42L41 245L45 244L46 247H43V248L40 247L41 246L39 244L40 242L39 241L37 242L36 238L34 237ZM214 230H215V228H214ZM243 231L247 234L246 236L243 234ZM215 232H216V230H215ZM72 234H76L77 235L76 237L78 239H75V240L73 239V245L71 244L72 246L70 248L69 247V245H70L69 241L70 240L68 239V237L72 236ZM12 235H15V237H12ZM111 235L115 236L114 233ZM73 236H75V235H73ZM255 237L257 238V243H255ZM54 241L58 242V245L59 244L61 245L62 243L63 244L66 243L65 247H69V250L67 252L64 251V253H62V256L58 257L59 253H57V251L55 250L56 248L53 247L54 245L56 246V243ZM178 241H179V239H175L173 241V248L174 249L177 247L176 242H178ZM203 241H204V239L202 238L201 248L204 249V251H208L213 246V244L211 241L205 242V243H203ZM24 242H27V244H28L27 249L23 245ZM78 242H80V244H78ZM53 243H54V245H53ZM76 243L79 245V247L82 246L83 253L81 254V256L79 258L77 257L75 259L74 255H73L74 253L72 251H74V249L76 247ZM164 244H165V242H164ZM185 245H186V243H185ZM193 245H194V242L191 244L187 243V247H185V249H192ZM30 246L35 247V249L32 250L34 253L30 252L31 251V248H29ZM248 247L251 249L250 255H249L250 260L245 258L246 251H247ZM257 247H260L259 249H261L262 254H263V256L261 255L260 262H259L258 258L256 259L255 256H254V259H251L252 253L254 252V254H255V252L258 249ZM9 250H12V248ZM105 250H107V249H105ZM178 250H177L176 256L174 257V261L177 264L180 263V258H181V253ZM241 252H242V255H244L243 258L241 257ZM84 256L86 258L85 261H83ZM21 257H22V261H21ZM185 258H186V256H185ZM121 259L122 258H121V254H120V261H121ZM246 260H248V261L246 262Z\"/></svg>", "mask_w": 264, "mask_h": 264}]
</instances>
